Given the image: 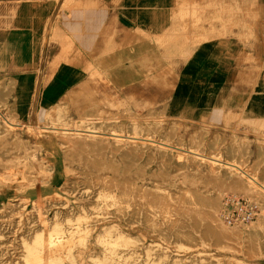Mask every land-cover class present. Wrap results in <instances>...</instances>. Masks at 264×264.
I'll use <instances>...</instances> for the list:
<instances>
[{"label": "rangeland", "instance_id": "rangeland-1", "mask_svg": "<svg viewBox=\"0 0 264 264\" xmlns=\"http://www.w3.org/2000/svg\"><path fill=\"white\" fill-rule=\"evenodd\" d=\"M94 18L120 25L126 37L124 51L133 46L152 51L166 73L174 72L179 62L209 72L210 66L229 64L235 50L246 46V63H256V74L250 78L256 107L246 125L239 115L229 114L224 132L212 136L209 124L201 120L192 125L195 117L172 114L161 96V101L142 100L130 106V98H121L112 90L107 113L88 108L76 114L66 104H59L68 110L64 121L79 122L87 110L102 119L114 118L113 127L120 130L130 120L142 127L155 123L154 139L169 141L172 131L185 144L190 135L206 131L203 146L214 141L223 159L225 148L241 145L248 153L247 166L259 148L264 159V0H0V87L10 80L5 71L18 74L17 70H5L4 65L11 56L12 66L10 62L7 66L13 68L20 41L28 46L26 50L33 48L37 54L44 41H51L52 46V40L59 38L60 27L67 26L78 36L97 31ZM6 29L11 32L8 36ZM108 29L100 33L107 43L112 33ZM31 42L35 44L29 45ZM112 59L106 58V64ZM34 88L38 86H27L29 97L35 96ZM14 90L15 84L9 95L0 98V122L2 115L19 123L7 132L0 131V264H185L197 249L218 258L219 264L230 258L233 264H264V254L248 257L242 249L212 244V237L201 226L194 227L173 209L182 198L193 200L190 196L197 188L219 189L220 196L230 192L246 197L227 189L225 180L188 167L163 169L155 160L135 164L126 176L106 171L105 166L90 162L94 160L91 152L70 150L42 128L53 122L55 106L39 108L33 98L26 103L28 115L15 116L8 107ZM137 167L144 171H134ZM131 175L140 176L137 184L145 185L136 196L151 211L145 219L149 224L142 214L137 220L119 221L115 218L121 213L117 207L112 205L108 213L104 205L111 203L113 193L133 191L124 183ZM85 179L95 184L87 185ZM260 183L264 185V178ZM254 187L258 188H254V197L263 200L264 191ZM42 211L48 219L55 213L62 219L51 234H40L38 216ZM77 226L80 228L75 230ZM37 235L40 242L33 243Z\"/></svg>", "mask_w": 264, "mask_h": 264}, {"label": "crops", "instance_id": "crops-1", "mask_svg": "<svg viewBox=\"0 0 264 264\" xmlns=\"http://www.w3.org/2000/svg\"><path fill=\"white\" fill-rule=\"evenodd\" d=\"M94 21L98 30L81 36L75 35L67 26L65 29L60 27L59 38L52 40V46L51 41H44V47L37 54L33 53V48L26 50L28 46L25 48L20 41L13 68L11 56L4 65L5 70L18 71V74L4 72L16 86L13 102L10 101L8 106L12 113L26 117V103L33 98L39 108L66 104L76 114L88 108L107 113L111 108L108 94L113 90L121 98H130V106L134 102L138 105L142 100L155 102L161 96L172 114L195 117L190 121L192 125L201 120L209 124L212 136L224 132L229 114L239 115L245 125L246 120H251L256 103L252 101L254 82L250 78L256 74V63H246V46L235 50L229 64L210 66L209 72L179 62L174 72L166 73L164 69L160 70L152 51L143 52L138 46L124 51L125 32L116 22L107 24L97 18ZM105 27L112 32L108 43L103 42L100 34ZM6 30V36L11 34L9 29ZM108 57L114 59L107 65ZM9 62L10 67L7 66ZM28 85L38 86L34 88L35 96H28ZM76 89L80 91L76 92ZM123 94L125 96H121Z\"/></svg>", "mask_w": 264, "mask_h": 264}, {"label": "bare ground", "instance_id": "bare-ground-1", "mask_svg": "<svg viewBox=\"0 0 264 264\" xmlns=\"http://www.w3.org/2000/svg\"><path fill=\"white\" fill-rule=\"evenodd\" d=\"M13 84L14 80L10 79L4 86L0 87V98L3 99L11 93ZM55 107L53 122L50 125L42 126V128L50 130L56 141L70 150L79 154L87 151L91 152L94 160L89 159L93 165H103L107 168L106 171L108 169L119 171L122 172V175L124 173L125 176L135 164H148L154 160L163 169L170 168L173 171H181L184 167H188L191 170L208 171L212 175H217L225 180L227 189L243 193L247 198L258 201L260 211L256 218L239 226L227 225L219 216L218 209L221 199V190L219 189L197 188L191 193L190 197L193 200L182 198L175 202L173 209L182 218L188 219L194 227L201 226L212 237V244L222 248L242 249L248 257L264 254V199L260 200L258 197H254L257 188L254 185L259 186L264 191V185L260 183V180L264 178V159L260 148L252 163L247 166L248 153L244 145L239 148L228 146L225 148V159H223L214 141H209L207 145L203 146V137L206 131H202L197 136L190 135L186 144L180 137L175 138L174 133L171 131L169 133L171 140L166 141L163 137L153 138V133L157 129L155 123L142 127L130 120L124 130H120L113 127L114 118L102 119L87 110L79 122L77 120L64 121L63 117L68 113V110L62 106ZM1 118L0 131L7 132L9 128L19 124L17 121L5 116L1 115ZM76 152H73V156L76 155ZM107 159L111 160L110 163L107 162ZM98 169L100 170V168ZM98 169L96 170L98 171ZM142 170L144 171L141 167L134 168V171L137 172ZM127 178L124 183L133 191L113 193L111 203L105 202L104 205L108 213L112 205L115 208L117 207L116 209L121 213L115 218L119 221L137 220L138 214H142V220L144 221L150 217L151 211L149 207L141 203L142 201L138 199L136 194L142 188L145 190V185L137 184L138 179L141 178L138 175H131ZM84 181L87 185L95 184L89 179ZM217 185L219 184L217 183ZM96 203V200L93 201L94 205ZM127 212L130 215L133 214V217L124 216ZM77 220L80 222L81 219L78 218ZM38 222L41 226L40 234L44 232L51 234L54 229L59 227L62 219L57 217L56 213L51 219H48L42 211L41 216H38ZM145 223L149 224L148 219L145 220ZM79 228L80 226H77L75 230ZM179 234L176 233V235ZM39 240L37 235L33 239V243L40 242ZM42 242H45V240H42ZM197 251L199 253L197 252L189 257L185 264H219L218 258L205 252L202 253L198 249ZM233 261V258L225 259L224 264H233Z\"/></svg>", "mask_w": 264, "mask_h": 264}, {"label": "built area", "instance_id": "built-area-1", "mask_svg": "<svg viewBox=\"0 0 264 264\" xmlns=\"http://www.w3.org/2000/svg\"><path fill=\"white\" fill-rule=\"evenodd\" d=\"M260 211L259 202L245 196L224 193L221 195L218 214L230 226H239L256 218Z\"/></svg>", "mask_w": 264, "mask_h": 264}]
</instances>
